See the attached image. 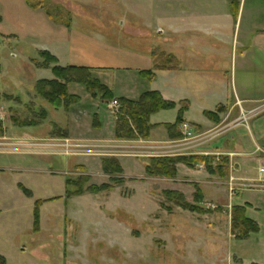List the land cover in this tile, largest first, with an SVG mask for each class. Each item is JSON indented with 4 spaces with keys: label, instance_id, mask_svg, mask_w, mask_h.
<instances>
[{
    "label": "rangeland",
    "instance_id": "obj_1",
    "mask_svg": "<svg viewBox=\"0 0 264 264\" xmlns=\"http://www.w3.org/2000/svg\"><path fill=\"white\" fill-rule=\"evenodd\" d=\"M98 3L95 11L106 12L101 16L112 29L101 34L110 46L130 49L137 42L142 47L159 46L157 34L156 39L145 41L120 28L121 22L129 19L122 2ZM0 16V33H4V9ZM81 20L74 18L75 25H83ZM84 26L91 37L96 36L94 26L89 22ZM37 43L0 36V256L7 264H264V191L234 184L258 178L253 156H259L258 148L264 150V101L252 115L238 110L202 138L217 151L223 148L233 153L230 156L242 158L237 159L240 166L233 176L229 163L219 165L227 158L223 155L211 164L216 170L225 169L226 177L210 175L206 167L201 170L204 172L194 173L190 180L205 183L203 190L198 187L203 199L195 201L198 189L189 184L192 187L183 195L196 212L185 210L175 204L177 197L169 201L163 193L173 187L174 179L149 178L140 165L128 168L132 178L106 175L98 169L99 160L120 163L119 157L104 154L89 132L98 121L110 122L113 101L86 100V88L77 84L80 100L67 111L39 98L37 82L53 74L42 68L46 63L39 56L41 44ZM256 98L261 99L259 95ZM161 112L157 119L173 116L172 110L166 115ZM31 122L35 126H24ZM126 147L118 149L134 150ZM185 148V156L193 152ZM87 163L89 168L84 165ZM144 163L147 167L150 162ZM86 177L90 180L85 190L105 185L113 189L75 196L77 189L71 188L72 195L67 197V181ZM116 178L123 179V184H116ZM38 204L39 226L35 227ZM236 206H244L247 218L259 228L245 240L236 239L233 231Z\"/></svg>",
    "mask_w": 264,
    "mask_h": 264
},
{
    "label": "crops",
    "instance_id": "obj_2",
    "mask_svg": "<svg viewBox=\"0 0 264 264\" xmlns=\"http://www.w3.org/2000/svg\"><path fill=\"white\" fill-rule=\"evenodd\" d=\"M98 1L49 0L72 14L71 26L66 27L50 20L43 9L31 8L27 0H0V12L4 9V33L0 36L38 42L41 44L39 54L50 53L62 68L89 69L95 79L111 90L116 100L136 102L146 93L157 92L165 101L177 105L168 119H157L160 113L151 117V125L157 127L147 140H117L116 116L112 112L110 122L98 121L97 127H91L90 136L103 146L104 154L120 158L126 178L131 177L128 168L133 166L140 165L145 173L144 161L186 155L179 148L169 155L155 150L157 146L169 147L184 141L170 139L164 127L176 123L182 104L188 106L184 121L200 138L212 133L238 110L251 113L264 101V0H114L117 4L122 2L124 14L129 17L121 22L122 30L137 34L145 41L156 39L154 34L159 35L156 39L159 46L142 47L137 42L130 49L110 46L101 35L111 33L112 29L109 21L101 16L106 12L95 11L99 9ZM76 17L82 19L83 25H75ZM88 22L95 27L92 31L97 32L93 34L95 37L85 30ZM158 54L175 57L177 69L157 71L152 80L142 77L141 73L165 63L163 58L157 61ZM54 79L53 75L44 80ZM76 87L71 84L69 91L79 98ZM258 95L261 99L256 98ZM83 97L94 101L88 92ZM221 106L225 112L218 115L221 122L216 124L206 113H214ZM122 146L134 147L132 154L121 152L118 148ZM185 149L193 151L187 156H199L211 162L223 155L229 161L230 175L239 170L237 159L242 156L232 157L233 153L223 148L217 151L207 141L193 142ZM253 157L258 163V156ZM84 165L89 168L90 164ZM98 169L103 172L100 160ZM177 169L178 177L166 191L185 194L187 188L192 187L189 184L203 188L204 182L190 178L195 177L194 173L204 172L201 170L205 165H196L194 169L178 165ZM89 173L93 175L91 170Z\"/></svg>",
    "mask_w": 264,
    "mask_h": 264
},
{
    "label": "trees",
    "instance_id": "obj_3",
    "mask_svg": "<svg viewBox=\"0 0 264 264\" xmlns=\"http://www.w3.org/2000/svg\"><path fill=\"white\" fill-rule=\"evenodd\" d=\"M27 4L33 9H43L48 18L54 23L62 24L66 27H70L72 23V14L65 8L59 5H53L49 0H27ZM2 18L0 17V23ZM10 38V37H9ZM40 58L43 59L46 65L42 68L50 69L54 75V80H41L36 84L35 92L39 98H42L56 109L64 108L66 111L71 105L77 104L79 98L73 96L69 92V86L71 84H77L84 86L87 92L94 99H101L103 102H112L115 99L111 90L102 84L99 80L93 78L92 72L86 68L78 67H67L62 68L58 64V60L54 58L48 52H40ZM159 58H163L165 63L162 65H156L151 71L141 73V76L149 80L154 79L157 71L163 70H176L178 67L177 60L175 57L166 54H158ZM1 73V67H0ZM120 104V108L116 116V139L117 140H147L150 137L151 131L157 126L151 125V117L161 111H169L176 109L177 105L174 103L167 102L163 99L160 93L152 92L144 94L139 101H130L126 99L117 100ZM182 109L179 112L177 121L173 125H165V129L168 131L169 137L172 140H183L185 138L182 133V126L186 124L184 121V114L188 108L186 104H182ZM225 108L219 107L216 112H207L206 116L211 121L219 124L221 121L218 117L219 114L224 113ZM45 114V113H44ZM24 125V124H23ZM24 126L33 127L34 122L29 124L25 123ZM149 164L145 169L146 176L149 178L160 177L175 179L178 176V165H185L189 168H195L196 165H205L207 172L210 175H220L222 178L227 176L226 170L221 167H226L229 163L227 159H224L220 169H214L211 161L199 157V156H176V157H159L152 158L149 160ZM103 172L106 175L121 176L124 174L123 168L117 160L104 159L102 161ZM89 178H81L78 182L67 181L66 183V194L67 197L72 195L70 189L75 188L77 192L75 196L84 195L85 191H89L93 194L100 193L102 191H109L113 188L110 186L90 187L85 190V184L89 182ZM113 181L120 185L123 184L124 180L121 178L113 179ZM198 191L195 195V201L201 202L203 194L199 190L198 186H195ZM23 192L27 196H31L24 187H21ZM164 195L169 201H173L172 197H177L175 204L185 210H191L196 212V208L186 203L183 194L174 191H165ZM35 212V227L39 226V210ZM233 216V231L235 238L238 240L248 239L252 233L259 231L258 225L247 218L245 207H234L232 211ZM0 264H7L4 257L0 256Z\"/></svg>",
    "mask_w": 264,
    "mask_h": 264
},
{
    "label": "built area",
    "instance_id": "obj_4",
    "mask_svg": "<svg viewBox=\"0 0 264 264\" xmlns=\"http://www.w3.org/2000/svg\"><path fill=\"white\" fill-rule=\"evenodd\" d=\"M109 108L112 110V113L115 115L117 113V110H119L120 108V104L117 100H114L110 105ZM256 112V111H255ZM253 112H251L249 115H252ZM246 118V116H244ZM182 130L184 131V136L185 138L183 139L184 141L181 142V144H174L171 145L169 147H161V146H157L155 147V150H161L163 151V155H169L172 153V151H178V148L183 150L186 146H188L189 144L193 143V142H198V141H202L203 137H196L194 135V133L192 132L191 128L189 127V125L184 124L182 126ZM90 148H100V149H104L103 146H89ZM107 148V147H106ZM120 148V147H119ZM122 150L128 147H121ZM133 148H131L132 150ZM133 151V150H132ZM132 151H124V154H132ZM257 153L259 154L258 156V178L257 180H254L252 182H244V184H238L237 182L234 183L235 186L239 185V187H243V188H248L251 190H263L264 191V150L261 148H258ZM233 184V185H234ZM235 191V190H232Z\"/></svg>",
    "mask_w": 264,
    "mask_h": 264
}]
</instances>
